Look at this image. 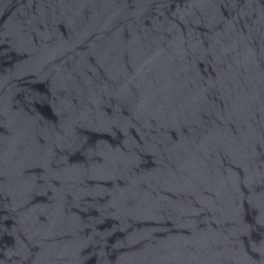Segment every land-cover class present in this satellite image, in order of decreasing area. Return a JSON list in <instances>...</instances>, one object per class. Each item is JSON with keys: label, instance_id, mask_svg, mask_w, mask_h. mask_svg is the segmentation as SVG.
I'll use <instances>...</instances> for the list:
<instances>
[{"label": "water", "instance_id": "95a60500", "mask_svg": "<svg viewBox=\"0 0 264 264\" xmlns=\"http://www.w3.org/2000/svg\"><path fill=\"white\" fill-rule=\"evenodd\" d=\"M0 264H264V0H0Z\"/></svg>", "mask_w": 264, "mask_h": 264}]
</instances>
